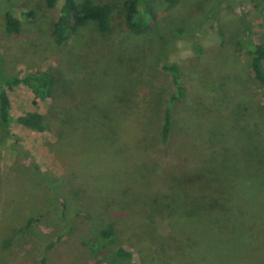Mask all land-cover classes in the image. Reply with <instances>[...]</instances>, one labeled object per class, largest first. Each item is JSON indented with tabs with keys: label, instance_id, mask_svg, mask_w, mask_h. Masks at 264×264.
I'll return each mask as SVG.
<instances>
[{
	"label": "rangeland",
	"instance_id": "obj_1",
	"mask_svg": "<svg viewBox=\"0 0 264 264\" xmlns=\"http://www.w3.org/2000/svg\"><path fill=\"white\" fill-rule=\"evenodd\" d=\"M94 1L111 7L110 29L87 20L56 45L63 0H0L15 119L0 128V264H95L106 223L116 242L100 264H264L262 86L244 34L264 48V0H140L139 33L124 25L126 0ZM168 63L183 92L163 140ZM39 73L50 98L33 106L18 80ZM30 112L42 130L16 121ZM117 247L131 257L115 261Z\"/></svg>",
	"mask_w": 264,
	"mask_h": 264
},
{
	"label": "trees",
	"instance_id": "obj_2",
	"mask_svg": "<svg viewBox=\"0 0 264 264\" xmlns=\"http://www.w3.org/2000/svg\"><path fill=\"white\" fill-rule=\"evenodd\" d=\"M53 1L54 0H50L49 3L52 4ZM168 1L171 2L173 0ZM139 3L140 0H126L124 2V25L128 30L136 33L142 32L147 26V21L139 12ZM21 16L24 18H31L32 12H23ZM5 20L7 29L10 32H18L20 21L14 17L10 11L5 12ZM87 20L95 21L100 31H108L110 29L111 23V7L108 4H100L94 0H83L81 4H77L75 0H63L60 6L59 16L56 18L51 27L50 34L52 41L56 45H61L67 39L69 33L78 24H81ZM244 34L247 37V49L251 50L252 53L251 64L254 75L262 86L261 105L264 111V68L262 67L264 48L257 46L252 40L250 36L251 29L248 26L245 27ZM163 68L170 72L173 83L176 86L175 92L168 99L169 104H166L163 111L160 136L163 140H166L172 127V103L179 98L180 94L183 92V87L180 81L179 69L176 63L164 64ZM18 81L29 87L33 92V106H37L38 101L45 102L49 100L50 89L53 81V78L50 74H26ZM41 119L42 118L39 113L30 112L18 117L16 121L26 128L38 131L43 129ZM14 120L15 119L12 116L11 98L7 90L4 88V85L0 83V128L2 129L1 131L3 137L8 134L10 123ZM96 235L100 239L98 241V245L91 246V252L95 258V264H100L101 260L100 258H97V254L101 253L102 250H104L105 254H107L108 245L114 244L116 242V237L114 228L110 223H106L102 228L98 229ZM101 240H103L104 243H101ZM112 257L115 261H118L119 259H128L131 257V252L125 250L122 247H117L112 252Z\"/></svg>",
	"mask_w": 264,
	"mask_h": 264
}]
</instances>
